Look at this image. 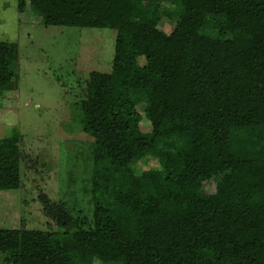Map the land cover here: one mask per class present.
I'll return each instance as SVG.
<instances>
[{
    "label": "trees",
    "instance_id": "obj_1",
    "mask_svg": "<svg viewBox=\"0 0 264 264\" xmlns=\"http://www.w3.org/2000/svg\"><path fill=\"white\" fill-rule=\"evenodd\" d=\"M30 6L46 27L114 30L115 54L111 71L92 72L75 98L93 139L91 217L41 192L54 226L0 229L6 261L264 264V0ZM163 14L176 20L169 33ZM17 66L18 45L0 41V96L18 91ZM151 72L142 114L124 83L142 89ZM161 138L174 140L159 148ZM20 143L16 130L0 139V192L23 186L30 157Z\"/></svg>",
    "mask_w": 264,
    "mask_h": 264
},
{
    "label": "rangeland",
    "instance_id": "obj_2",
    "mask_svg": "<svg viewBox=\"0 0 264 264\" xmlns=\"http://www.w3.org/2000/svg\"><path fill=\"white\" fill-rule=\"evenodd\" d=\"M25 1L26 8L20 10V0H0V41L18 45L19 84L17 92L0 96V139L18 131L20 147L30 157L23 170L22 188L0 192V229L45 230L53 223L44 216L38 202L41 192L55 202L65 203L74 215L91 217L93 139L82 128V113L75 98L92 72L111 71L116 32L46 27L39 14L32 12V0ZM175 25V19L163 14L161 26L167 33ZM154 74L150 73L142 89H132L128 82L124 83L142 114L149 102ZM140 129L148 132L152 125L144 120ZM169 138H161L157 146H170L174 139ZM214 187L211 183L205 185L209 192ZM0 264L13 261L7 262L0 253Z\"/></svg>",
    "mask_w": 264,
    "mask_h": 264
}]
</instances>
